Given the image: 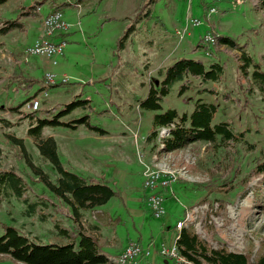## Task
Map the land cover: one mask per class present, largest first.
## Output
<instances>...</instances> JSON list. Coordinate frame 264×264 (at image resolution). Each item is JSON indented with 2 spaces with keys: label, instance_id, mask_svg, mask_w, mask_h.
Returning <instances> with one entry per match:
<instances>
[{
  "label": "rangeland",
  "instance_id": "1",
  "mask_svg": "<svg viewBox=\"0 0 264 264\" xmlns=\"http://www.w3.org/2000/svg\"><path fill=\"white\" fill-rule=\"evenodd\" d=\"M31 1H0V20L15 16L18 4ZM37 1L39 12L22 18L24 29L0 33V117L13 122L0 125V170L13 169L24 179L23 198L46 197L49 205L38 211L48 217L39 220L26 215L27 205L13 195L0 203V222L17 226L37 241L63 243L76 237L79 223L95 224L100 247L111 244L108 248L116 251V245L122 243L124 248L133 240L150 246L151 254L138 256L132 264H178L180 258L161 254L159 247L172 244L176 221L185 219L184 226L193 223L211 245L221 239L232 250L255 255L264 237V177L251 174V168L264 153V90L252 71L255 65L264 71V8L254 0H83L80 6L59 7L68 26L55 28L51 38L63 33V52L24 59L25 47L39 35L43 16L54 7L50 2L77 0ZM89 3H97L94 12H85ZM211 5L218 8L210 16L213 31L229 35L238 49L214 45V41L196 47L208 28L205 14ZM72 9L73 14H67ZM187 15L203 21L179 39L174 30L184 24ZM241 51L252 59L245 66L238 59ZM180 57L201 58L207 66L223 63V78L206 86L214 85L220 93L229 91L232 98L219 94L214 100L207 91L199 94L197 87L204 83L193 78V87L181 95L175 83L161 109L140 107L149 83L160 79L157 69ZM50 73L57 80L65 76L64 82L50 85ZM200 96L218 104L213 122L226 119L243 132L235 145L216 146L211 152L205 150L207 142L199 140L181 149L160 151L161 128L153 140L146 138L153 129L155 112L174 107L180 113H190ZM34 97L40 106L31 110L28 103ZM86 114L92 124L107 132L97 134L83 122L69 125L68 121L75 124L73 119ZM38 117L51 120L44 122L42 135L54 136L63 167L94 176L118 192L107 203L84 209L79 223L31 164L40 165L51 179L58 173L54 162L42 156L35 138L27 134L29 127L38 124ZM12 132L23 145L9 135ZM146 165L176 175L160 190L165 209L160 217L146 204ZM205 220L214 233L206 229ZM54 222L69 236L55 234ZM2 231L0 224V234ZM116 256L110 259L114 261ZM0 264L20 263L0 255Z\"/></svg>",
  "mask_w": 264,
  "mask_h": 264
},
{
  "label": "trees",
  "instance_id": "2",
  "mask_svg": "<svg viewBox=\"0 0 264 264\" xmlns=\"http://www.w3.org/2000/svg\"><path fill=\"white\" fill-rule=\"evenodd\" d=\"M82 1L77 0L75 3L52 1L50 3L54 7L49 12L59 10L62 5H75ZM254 1L258 3V6L264 8V0ZM17 6L15 16L5 17L0 20V33L4 34L12 29H24L25 23L22 18L25 16H36L40 9V2L33 0L27 5L18 4ZM216 43L238 49L237 43L229 35L223 33L216 35L214 45ZM203 46L205 47L206 44L202 38L198 40L196 47ZM238 59L243 61L242 66L252 60L246 51H241ZM224 72V65L219 61L212 62L207 66L201 58H177L157 69L160 79L157 83H149L148 92L144 99L140 101L139 106L149 110L161 109L164 97L169 94L175 83L178 84L177 93L181 95L193 87V78H199V83H204L197 87L199 94L207 91L215 97L214 100L218 99L219 94L223 98H232L229 91L220 93L214 85L206 86L209 81H220L224 76ZM252 77L260 88L264 90V71L260 70L257 65L252 71ZM61 82L64 81L58 80L50 85H56ZM214 100H206L201 96L197 97L195 108L190 113L185 111L180 113L174 107L155 112L152 117L153 129L146 138L153 140L157 137L159 128L166 127L167 132L159 138V141L164 143L160 151L181 149L199 140L206 141L205 150L211 152L215 150L216 146L235 145L241 139L243 132L235 130L229 120L221 119L213 122L214 114L218 110V104ZM18 106L14 105L13 108ZM29 114L31 116L32 112H29ZM87 116L86 114L80 118L73 119L76 122L75 124H70L71 121H68V123L71 126H76L78 122H83L88 129L97 134H105L107 132L105 128L92 124L87 119ZM37 119L38 124L29 127L27 134L35 138V144L39 147L42 156L48 157L54 162L58 173L54 179H51L40 165L38 166L32 162L31 164L49 186V191L66 203L70 210L73 211L72 218L78 222L84 209L101 206L118 192L112 186L101 182L94 176L81 175L63 167L58 157L57 143L54 136L51 134L42 135L44 122H51V120L39 117ZM0 125L11 126L13 122L0 117ZM9 135L23 145L22 139L18 138L15 133L12 132ZM210 172L214 173L212 169H210ZM251 174L264 177V153L251 168ZM24 191V179L15 170H0V203L8 201L14 195L22 199L27 205L23 213L28 216H37L39 220L47 218L48 216L40 213L38 209L39 207L48 206V199L46 197H38L35 200L23 198ZM0 224L3 229L0 234V255H9L20 264H100L105 262L114 264L100 250L98 235L93 231L97 227L95 224L79 223L80 225L76 226V237L64 243L37 241L28 232H20L18 227L13 224L4 222H0ZM204 225L210 233H214L211 223L205 220ZM53 226L55 234L62 237L69 236L67 230L59 227L57 222H54ZM87 229L90 231H86ZM176 246L178 254L182 257L178 264H264V237L260 241L257 253L252 256L250 251H237L228 248L221 239L217 241L215 246L211 245L207 239L196 231L193 223H187L179 230ZM127 264H132V261Z\"/></svg>",
  "mask_w": 264,
  "mask_h": 264
},
{
  "label": "built area",
  "instance_id": "3",
  "mask_svg": "<svg viewBox=\"0 0 264 264\" xmlns=\"http://www.w3.org/2000/svg\"><path fill=\"white\" fill-rule=\"evenodd\" d=\"M220 1V0H218ZM80 6V3L77 4ZM218 11V8L215 5H211L205 14V19L207 20V30L203 34L204 42H213L216 39V35L219 33L213 31V24L210 21L211 14ZM62 11L57 10L54 12H47L42 18V29L39 35L33 40L32 43L27 45L24 49V59H27L28 56L34 54H44L49 57L56 56L63 52V48L65 45V40H55L52 39L51 36L53 34V30L55 28L65 29L67 28V24L62 17ZM202 19L197 16L187 15L185 17V22L182 26H178L175 28L174 33L179 39H182L185 34L189 33V28L191 26H196L202 23ZM55 62V59L53 60ZM47 79L50 83H55L57 78L52 74L47 75ZM63 76L61 79H64ZM60 80V79H59ZM28 106L31 110H36L40 106V102L37 97L32 98ZM161 128V129H160ZM162 130L160 135H163L167 132L166 127H160ZM160 148L164 146L163 142H159ZM163 153V152H162ZM144 187L147 189L146 196V204L151 213L155 217H160L164 214L165 209L163 206V195L160 192L161 189L168 186L169 180L176 177V175L169 171H159L154 168L152 165H146L144 171ZM185 224V219H179L176 221L175 228L177 229V233L174 236L173 242L171 245H162L159 247V252L163 255H168L171 257H178L182 259V257L178 254L176 239L179 236V230ZM151 254V248L147 245H142L136 240L128 242L124 248L118 253L116 258L114 259V264H127L128 262L134 260L138 256H149ZM101 264H110L109 262L101 263Z\"/></svg>",
  "mask_w": 264,
  "mask_h": 264
},
{
  "label": "crops",
  "instance_id": "4",
  "mask_svg": "<svg viewBox=\"0 0 264 264\" xmlns=\"http://www.w3.org/2000/svg\"><path fill=\"white\" fill-rule=\"evenodd\" d=\"M202 1V3H204L205 2V0H201ZM81 3V2H80ZM97 3H89V4H87V8L85 9V12L86 11H88L89 10V13H90V11H92V12H94L95 11V5H96ZM80 5H83V3H81ZM84 11V9H83V7L81 8V12H83ZM47 12H49V10L47 11ZM71 12H72V14H73V9L70 11V12H68L67 14H71ZM79 13H77V15H78ZM220 33H221V31H220ZM62 34L63 33H61L59 36H57L56 38H55V40H58V39H66V38H64V37H62ZM193 35V31H192V33L190 34V36H192ZM100 208V207H99ZM126 234V233H125ZM125 243V242H124ZM123 245L124 244H119V246L118 245H116L115 246V248H118L119 250H121L122 248H123ZM109 246H112L111 244H109V245H106V247H104V246H102V247H100V250L102 251V252H104L109 258H112V257H115L116 256V254L119 252V250H116V251H113V250H111L110 248H108Z\"/></svg>",
  "mask_w": 264,
  "mask_h": 264
}]
</instances>
